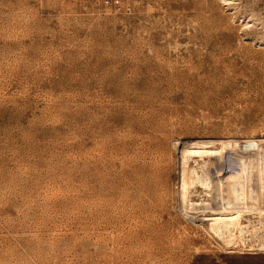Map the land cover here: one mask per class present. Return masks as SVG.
Returning a JSON list of instances; mask_svg holds the SVG:
<instances>
[{
    "label": "rangeland",
    "instance_id": "rangeland-1",
    "mask_svg": "<svg viewBox=\"0 0 264 264\" xmlns=\"http://www.w3.org/2000/svg\"><path fill=\"white\" fill-rule=\"evenodd\" d=\"M250 137L264 0H0V264L264 262L180 198L184 148Z\"/></svg>",
    "mask_w": 264,
    "mask_h": 264
},
{
    "label": "bare ground",
    "instance_id": "bare-ground-1",
    "mask_svg": "<svg viewBox=\"0 0 264 264\" xmlns=\"http://www.w3.org/2000/svg\"><path fill=\"white\" fill-rule=\"evenodd\" d=\"M206 141H195L181 152L180 198L183 210L200 214L207 224L203 227L212 236L216 233L210 223L220 222L216 231L224 237L233 236L236 241L228 250L242 253L257 244L262 247L264 139L250 137L242 140L244 148L232 140H217L220 141L219 148L207 146L210 142ZM224 152L227 157L222 158ZM189 159L193 160V164L189 163ZM198 185L205 189L201 191L202 196L196 189ZM190 187L194 188L192 192L197 194V198L191 197ZM214 192L218 196L217 201H213ZM251 202L256 203L259 213V219L253 221L247 217L252 209Z\"/></svg>",
    "mask_w": 264,
    "mask_h": 264
},
{
    "label": "crops",
    "instance_id": "crops-1",
    "mask_svg": "<svg viewBox=\"0 0 264 264\" xmlns=\"http://www.w3.org/2000/svg\"><path fill=\"white\" fill-rule=\"evenodd\" d=\"M244 254H248V253H244ZM242 255L240 256V262L237 264H264V262H258V259H260L259 257H251V256H247V255ZM264 261V260H263Z\"/></svg>",
    "mask_w": 264,
    "mask_h": 264
}]
</instances>
